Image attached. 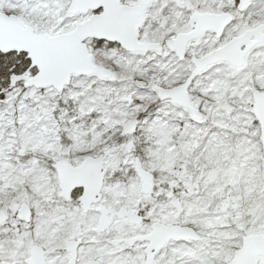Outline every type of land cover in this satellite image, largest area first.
Returning <instances> with one entry per match:
<instances>
[{
  "label": "snow or ice",
  "instance_id": "obj_1",
  "mask_svg": "<svg viewBox=\"0 0 264 264\" xmlns=\"http://www.w3.org/2000/svg\"><path fill=\"white\" fill-rule=\"evenodd\" d=\"M0 264H264V0H0Z\"/></svg>",
  "mask_w": 264,
  "mask_h": 264
}]
</instances>
